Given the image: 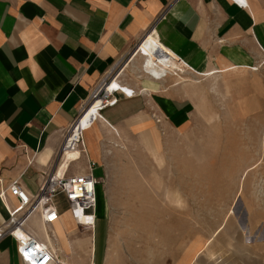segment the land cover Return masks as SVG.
Wrapping results in <instances>:
<instances>
[{"label":"rangeland","instance_id":"374dc122","mask_svg":"<svg viewBox=\"0 0 264 264\" xmlns=\"http://www.w3.org/2000/svg\"><path fill=\"white\" fill-rule=\"evenodd\" d=\"M132 51L116 68L123 87L185 84L191 122L164 127L150 114L151 150L144 128L97 120L95 162L104 176L94 229L70 212L72 231L59 222L45 228L56 237V264H264V68L198 73L166 63L158 80Z\"/></svg>","mask_w":264,"mask_h":264},{"label":"crops","instance_id":"0c3cea01","mask_svg":"<svg viewBox=\"0 0 264 264\" xmlns=\"http://www.w3.org/2000/svg\"><path fill=\"white\" fill-rule=\"evenodd\" d=\"M245 1L240 7L231 0H0V190L15 182L36 192L41 172L56 163L64 130L93 88L150 29L147 35L172 47L198 73L264 68V0ZM185 86L154 84L132 97L117 93L114 106L86 118L91 131L84 133L85 159L65 174L87 172L92 161V176H104L95 162L99 117L114 129L151 130L150 114L164 127L189 125L192 101L182 96ZM136 116L145 118L133 125ZM57 198L68 221L67 205ZM16 202L6 190L0 225L7 219L5 206ZM28 222L34 228L39 218ZM0 260L22 264L10 236L0 238Z\"/></svg>","mask_w":264,"mask_h":264},{"label":"built area","instance_id":"2783aa9c","mask_svg":"<svg viewBox=\"0 0 264 264\" xmlns=\"http://www.w3.org/2000/svg\"><path fill=\"white\" fill-rule=\"evenodd\" d=\"M231 1L240 7L246 6L245 0ZM151 30L152 29L148 30L146 34L137 41L132 48V52H138V43L146 37L147 34L152 32ZM169 59L178 66L183 65L194 71L188 64L176 56H171ZM122 60L99 80L97 85L93 88L88 100L80 107L77 116L64 130L62 141L56 152V163L41 172V179L36 192L27 193L15 182L0 190V200L2 202H5L6 190L17 200L15 205L11 207L5 206L7 219L0 225V238L3 236H10L14 240L15 252L22 264L57 263V248H54L45 237L40 238L35 231L27 225L28 220L37 214L40 224L46 229L50 228L61 215L57 197L62 196L69 212L73 215L78 224L93 228L96 186L98 182L91 174L94 162L88 161L87 172L73 174H65V171L68 166L76 160L69 161L62 174L58 173L57 163L67 150L78 148L81 153L86 154L83 143V130L77 129V120L94 98L97 96L102 97V102L98 106V110L100 111L105 107H111L116 104L118 99L116 96L117 93H121L125 97H132L137 94V92L129 90L128 88L113 84V80H117V82L121 83L116 68ZM154 119L156 122L160 121L157 116H155ZM50 236L53 240H56L52 231L50 232Z\"/></svg>","mask_w":264,"mask_h":264},{"label":"bare ground","instance_id":"6f19581e","mask_svg":"<svg viewBox=\"0 0 264 264\" xmlns=\"http://www.w3.org/2000/svg\"><path fill=\"white\" fill-rule=\"evenodd\" d=\"M137 47H138V51L143 53V55H144V60H145L144 64H145L146 70L150 74L154 75L156 79L160 77L159 75H161L162 71H164L165 67H167L166 63L172 67H174V65L178 66L175 62H173V61H171V59H169L171 56H176L179 59L183 60L182 57H180V55L172 47L167 46L163 42L156 40L151 34L144 37L139 42V46H137ZM142 66H143V64H142ZM181 70H182V68H181ZM116 82H117V80H113V84H115ZM101 102H102V97H100V96H97L96 98H94L92 100L91 104L79 116V119L77 120V129H82L83 133H86L87 131L90 130V128L86 125L85 120L88 117V114H90V115L96 114L99 111L98 106L101 104ZM144 118L145 117H143V116H136V117L130 119L131 120L130 122H132L133 125L140 124ZM99 119H100V121L104 122L101 117H99ZM141 134L143 136L145 144L151 150H153V148L155 146H154V143L152 141L150 132L147 129H145V130L141 131ZM79 156H80V150H78V148H74L72 150H67L65 152V154L62 156L61 160H59L57 163L58 173L62 174L65 171V168H66L68 162L71 160L72 161L77 160ZM96 200H97V196H96ZM30 220H31V218H30ZM35 222H36V220H35ZM55 222H59V224H61V226L66 229V231H68V232L72 231V228L70 226L69 227L67 226L66 220L64 219L62 214L59 216V218ZM31 224H33V223H31ZM35 226L38 228L37 230L39 232H41L42 236L45 237L51 245H53L52 244V238L48 234L45 227H43L42 225H38V224H35ZM93 229H94V224H93ZM58 249H59V247H58Z\"/></svg>","mask_w":264,"mask_h":264}]
</instances>
